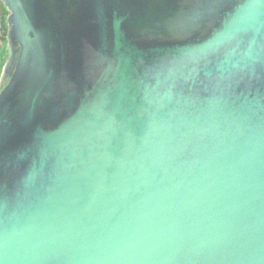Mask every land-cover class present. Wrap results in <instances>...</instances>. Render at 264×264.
Instances as JSON below:
<instances>
[{"label": "water", "instance_id": "1", "mask_svg": "<svg viewBox=\"0 0 264 264\" xmlns=\"http://www.w3.org/2000/svg\"><path fill=\"white\" fill-rule=\"evenodd\" d=\"M0 3V264H264V0Z\"/></svg>", "mask_w": 264, "mask_h": 264}, {"label": "trees", "instance_id": "2", "mask_svg": "<svg viewBox=\"0 0 264 264\" xmlns=\"http://www.w3.org/2000/svg\"><path fill=\"white\" fill-rule=\"evenodd\" d=\"M7 15H8L7 10L5 9L3 4L0 3V18L2 19V21H5ZM2 31H3V34L1 37V49L2 50H0V70H1V66H2V58L6 53V46L5 45H6V36H7V30L5 27L2 29Z\"/></svg>", "mask_w": 264, "mask_h": 264}, {"label": "built area", "instance_id": "3", "mask_svg": "<svg viewBox=\"0 0 264 264\" xmlns=\"http://www.w3.org/2000/svg\"><path fill=\"white\" fill-rule=\"evenodd\" d=\"M3 31H2V19L0 18V50L1 49V37H2Z\"/></svg>", "mask_w": 264, "mask_h": 264}, {"label": "flooded vegetation", "instance_id": "4", "mask_svg": "<svg viewBox=\"0 0 264 264\" xmlns=\"http://www.w3.org/2000/svg\"><path fill=\"white\" fill-rule=\"evenodd\" d=\"M4 27L6 28L5 21H2V29H3ZM5 46H6V45H5ZM3 57H4V56H3ZM2 60H3V58H2Z\"/></svg>", "mask_w": 264, "mask_h": 264}, {"label": "rangeland", "instance_id": "5", "mask_svg": "<svg viewBox=\"0 0 264 264\" xmlns=\"http://www.w3.org/2000/svg\"><path fill=\"white\" fill-rule=\"evenodd\" d=\"M2 10V9H1Z\"/></svg>", "mask_w": 264, "mask_h": 264}]
</instances>
